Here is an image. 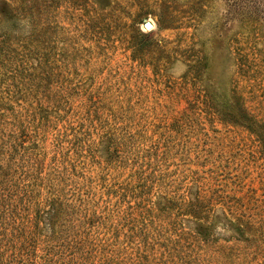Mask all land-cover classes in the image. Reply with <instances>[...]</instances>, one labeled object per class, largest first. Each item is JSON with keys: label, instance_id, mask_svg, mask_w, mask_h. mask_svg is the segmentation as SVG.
Instances as JSON below:
<instances>
[{"label": "rangeland", "instance_id": "rangeland-1", "mask_svg": "<svg viewBox=\"0 0 264 264\" xmlns=\"http://www.w3.org/2000/svg\"><path fill=\"white\" fill-rule=\"evenodd\" d=\"M0 264H264V0H0Z\"/></svg>", "mask_w": 264, "mask_h": 264}, {"label": "water", "instance_id": "water-1", "mask_svg": "<svg viewBox=\"0 0 264 264\" xmlns=\"http://www.w3.org/2000/svg\"><path fill=\"white\" fill-rule=\"evenodd\" d=\"M144 27L149 29V28H151V24L147 22V23H145Z\"/></svg>", "mask_w": 264, "mask_h": 264}]
</instances>
